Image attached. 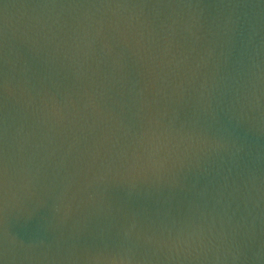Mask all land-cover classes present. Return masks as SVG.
<instances>
[{"label":"water","instance_id":"1","mask_svg":"<svg viewBox=\"0 0 264 264\" xmlns=\"http://www.w3.org/2000/svg\"><path fill=\"white\" fill-rule=\"evenodd\" d=\"M0 264H264V0H0Z\"/></svg>","mask_w":264,"mask_h":264}]
</instances>
